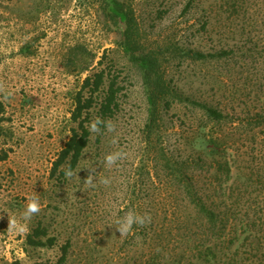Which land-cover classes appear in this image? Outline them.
<instances>
[{
	"label": "rangeland",
	"instance_id": "374dc122",
	"mask_svg": "<svg viewBox=\"0 0 264 264\" xmlns=\"http://www.w3.org/2000/svg\"><path fill=\"white\" fill-rule=\"evenodd\" d=\"M121 1L132 8L141 50L158 58L177 92L165 110L159 103L151 133L142 72L120 48V28L104 16L100 0H0V264H207L195 249L220 241L197 240L200 221L191 210L188 224L176 223L165 245L152 242L146 227L134 225L122 237L108 224L128 211L170 207V198L180 205L174 192L210 187L211 180L226 197L216 263L264 264V0ZM194 51L207 57L195 59ZM101 57L124 86L110 119L115 130L91 134L73 169L80 168L78 177L51 176L70 136L75 94ZM186 98L227 104L236 114L226 124L230 173L223 181L202 161L211 125L201 127L205 115ZM118 150L126 158L107 167L104 156ZM182 160L186 177L176 171ZM89 165L95 187L83 183ZM104 177L110 185L100 183ZM31 197L41 211L26 236L16 235L8 217L20 220ZM36 230L54 244L28 246L26 237Z\"/></svg>",
	"mask_w": 264,
	"mask_h": 264
},
{
	"label": "trees",
	"instance_id": "16d2710c",
	"mask_svg": "<svg viewBox=\"0 0 264 264\" xmlns=\"http://www.w3.org/2000/svg\"><path fill=\"white\" fill-rule=\"evenodd\" d=\"M100 3L104 16L120 28V48L142 72V78L148 93V119L145 128L148 133H151L152 127L158 121L160 113V110H158L159 103L162 102V110H165L172 101H175L177 92H171L170 81L163 72L161 73L158 58L141 50L138 39V27L130 5L121 0H100ZM223 53L225 52H219L217 56H222ZM192 54L195 55V59H204L207 57V54L201 51H194ZM209 55L215 57V55ZM103 59L101 57L98 60L97 68L83 79L79 90L75 94L74 108L70 116V136L53 162L50 172L51 176L63 174L60 169L61 167L67 168L69 162L73 169L77 165L92 134L85 127L89 123V115L92 109L95 110L92 120L97 116L106 120L111 119L119 110L122 97L124 96V86L121 84L118 74H115V71L111 70L113 66H106ZM180 95L178 96L180 97ZM186 99L202 115H205L207 124L201 127H206L208 124L211 125L210 130L202 140L206 144L205 152H202V157H204L202 161L208 163V159L209 163L212 164L214 179L218 178V181H223L230 173V167L226 160L228 134L226 124L236 114L229 111L227 104H224V106H221L222 103L212 105L202 101ZM4 112V104L0 100V123L3 120ZM3 128L4 126L0 124V133ZM162 152L167 155L164 148H162ZM165 154L164 157L167 160L166 166H168L171 164V160ZM175 165L181 166V170H176L178 175L186 177V162L182 160L179 163L175 162ZM209 186L203 188L190 187L184 191L174 192L175 196H180V205L173 206L170 198V201H168L170 207L164 204L161 209L151 207L149 212L151 223L145 228L146 236L148 235L152 242L156 238H159L162 242L164 239L167 240L166 234L170 236L174 235L172 228L176 223L188 224V217L192 214L188 213L187 215V212L191 210L200 221L197 232H194L198 237L197 240H203L205 242H211L212 240L220 241V243L218 242L219 245L218 243L214 246L203 244V246L195 249L198 255L202 256L204 254V257L207 255V258L198 259V261L207 262V264H224L216 263V260L220 254L222 240L225 239L224 234L227 223L225 212L226 197L223 190L219 191L220 185L218 186L213 180H211ZM162 213L165 217H162ZM160 217L165 220L162 224L159 223ZM44 235L42 231L36 230L26 237V244L33 248L53 245L55 240L53 238L44 240ZM161 236L162 238H160ZM163 245H165V242H163ZM189 249L193 251L192 247ZM64 255L62 259H64ZM13 264L19 263L14 262Z\"/></svg>",
	"mask_w": 264,
	"mask_h": 264
},
{
	"label": "clouds",
	"instance_id": "9594fccd",
	"mask_svg": "<svg viewBox=\"0 0 264 264\" xmlns=\"http://www.w3.org/2000/svg\"><path fill=\"white\" fill-rule=\"evenodd\" d=\"M0 92H4V88L0 85ZM4 98L7 99V93L4 94ZM89 133L101 134L102 129L107 132H112L115 130V125L110 119H104L100 116L95 117L87 125H85ZM117 141L113 139V143ZM126 158V153L123 151H114L106 154L103 159V163L111 168L118 161ZM89 174L84 179V184L88 187H95L94 181L96 177L94 176L95 168L92 165L87 167ZM80 168L73 170L70 162L67 168L61 167L60 171L63 172L66 180H71L75 175L77 176V171ZM78 177V176H77ZM100 183L107 186L111 184V180L107 177L101 178ZM41 211L39 199L37 197L28 198V201L24 207L23 212L21 213L20 220H17L15 217H8V229L16 233V235L26 236L29 231V223L32 221L33 217L39 214ZM151 223V216L148 213L139 214L134 211H128L123 217L118 218L114 224H108L109 226H114L118 230L120 236L127 237L129 233L132 232L133 226L146 227Z\"/></svg>",
	"mask_w": 264,
	"mask_h": 264
}]
</instances>
